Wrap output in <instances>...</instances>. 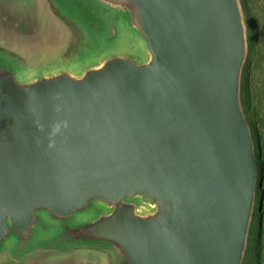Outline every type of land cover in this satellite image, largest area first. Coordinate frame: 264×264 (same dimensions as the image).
Returning a JSON list of instances; mask_svg holds the SVG:
<instances>
[{"label":"water","instance_id":"1","mask_svg":"<svg viewBox=\"0 0 264 264\" xmlns=\"http://www.w3.org/2000/svg\"><path fill=\"white\" fill-rule=\"evenodd\" d=\"M45 1L71 35L57 62L0 47V254L241 264L259 185L239 0Z\"/></svg>","mask_w":264,"mask_h":264},{"label":"rangeland","instance_id":"2","mask_svg":"<svg viewBox=\"0 0 264 264\" xmlns=\"http://www.w3.org/2000/svg\"><path fill=\"white\" fill-rule=\"evenodd\" d=\"M239 2L244 17L247 43L243 67L248 59L252 62L253 69L251 74L253 116L244 107L243 67L240 101L250 127L253 119L256 121L254 128H251L252 132L258 130L264 134V0H249L250 10L254 15L252 27L246 21L241 0ZM70 37L67 27L51 13L45 0H0V47L25 59L30 68L35 65L55 64L65 52ZM251 39L254 49L249 52L248 45ZM257 209L259 207L255 205L241 264H255L251 245L257 226L262 224V217L255 218ZM3 251L4 253L0 254V264H107L103 254L90 250L70 252L35 250L19 259L10 257L12 247L9 243L5 245Z\"/></svg>","mask_w":264,"mask_h":264},{"label":"trees","instance_id":"3","mask_svg":"<svg viewBox=\"0 0 264 264\" xmlns=\"http://www.w3.org/2000/svg\"><path fill=\"white\" fill-rule=\"evenodd\" d=\"M243 5V10L245 13V18L251 27L254 25L253 13L250 10L249 0H241ZM254 49L253 41H249L248 51L252 52ZM251 61L246 60L243 67V91L245 96V110H247L252 116L254 115V106L252 104V81L251 74L253 69L251 67ZM256 121L251 122V128H254ZM256 129V128H255ZM254 143H255V153L257 155V180L256 185H259L256 191L255 205L259 207L255 213V218L260 219L262 217L261 226H257L255 236L253 238V243L251 245V252L254 254L255 264H264V134L262 131H255L254 133ZM260 225V224H259Z\"/></svg>","mask_w":264,"mask_h":264}]
</instances>
